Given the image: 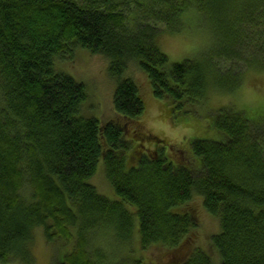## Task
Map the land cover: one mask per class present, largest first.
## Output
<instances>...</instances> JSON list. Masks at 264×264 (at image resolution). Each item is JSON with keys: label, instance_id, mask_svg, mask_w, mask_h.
Returning <instances> with one entry per match:
<instances>
[{"label": "trees", "instance_id": "obj_1", "mask_svg": "<svg viewBox=\"0 0 264 264\" xmlns=\"http://www.w3.org/2000/svg\"><path fill=\"white\" fill-rule=\"evenodd\" d=\"M235 3L234 35L248 55L229 43L223 9ZM192 14L211 44L200 58L171 63L159 39L181 33ZM263 53L264 0H0V263L33 264L42 231L60 246L51 264H216L192 244L188 207L198 197L220 223L212 237L218 264H264L263 118L216 113L221 139L191 143L198 170L176 166L165 150L146 155L134 130L137 157L126 139L147 109L134 69L158 100L190 115L262 72ZM83 55L107 62L118 121L87 110V83L73 73ZM103 167L113 200L92 184ZM104 225L111 231L95 240ZM154 248L160 257L146 256Z\"/></svg>", "mask_w": 264, "mask_h": 264}, {"label": "rangeland", "instance_id": "obj_2", "mask_svg": "<svg viewBox=\"0 0 264 264\" xmlns=\"http://www.w3.org/2000/svg\"><path fill=\"white\" fill-rule=\"evenodd\" d=\"M228 8H230V10ZM235 9L236 3L229 7L225 5L223 9V15L227 21L226 27L228 29L229 26V33L232 38L229 43L232 45L235 44L233 48L239 49V54L240 49H245L248 55L250 48L246 49L244 45L246 41H244L241 36H237L236 38V35H234L240 33V26L236 28L233 22L234 19L232 20L235 15H237L235 18L240 17V15L234 14ZM196 18L197 17L193 14L190 15L188 19L185 20V26L181 33L164 34L160 37L159 44L161 51L168 56L171 63H180L186 59L200 58L205 53L207 46L211 44L212 37L207 31L199 28ZM220 42L223 43L222 40ZM225 42L228 43V41ZM227 66L232 69L233 67L240 66V64L236 62H227ZM107 71V62L103 58L90 55L79 57L73 69V73L77 78L74 77L81 82L87 83L89 97V106L87 110L95 113L103 123L118 121L113 106L115 87L111 83ZM133 76L138 81L141 95L147 108L146 115L142 121L134 125L131 129L132 131H128V135H126L127 140L136 143L134 155L137 157H140L142 150L140 148L141 144H137V139L133 138L134 130L135 132H140L142 139L144 137V148L148 150V152H145L146 155H155L159 146L155 144L156 142L154 139L158 138L160 139L158 143L162 142L166 145L164 146V153L170 155L168 159L173 161L176 166L181 165L189 170H198L203 166L202 159L193 155L191 143L196 140L221 139V136L215 131L216 129L214 127L216 113H220L222 110L227 111L232 109V112H242L250 118L258 114L264 121V70L262 72L254 71L248 74L245 82H243L242 88L233 95L214 93L211 95V100L209 102L203 106L195 107V113L193 112L194 114L191 113L190 115H185L179 110L174 112L173 106L169 105L166 101L158 100L153 94L148 79L139 70L134 69ZM123 140L126 142L125 139ZM239 142L244 143V140ZM135 156H133L134 160ZM126 167L127 171H129V168H133L129 166L128 159H126ZM92 184L101 195L112 200L115 198L114 191L111 188L112 186L106 178L104 167L99 170ZM188 208L194 213L197 225V229L192 234V244L203 246L205 250L209 252L214 262L218 264L220 258L212 244V237L219 233L220 223L218 219L208 214L203 206V201L198 197H195L190 202ZM102 227H105L103 228L105 230L102 231V229H100V234H96L95 240L106 237L112 229L106 228L108 227L107 225ZM40 230L41 229H37L36 231ZM113 237L116 238L115 236ZM111 239V237H108L106 243L110 242ZM95 240H93L94 243ZM102 240L103 239L96 241V248H101L103 246L104 243L101 242ZM56 249H60V246L56 245V247L53 248L46 243L43 232L40 231L35 238V244L33 246V264H51L53 262V252ZM65 250L68 251L69 249L67 248ZM150 255L155 258L158 256L160 257V252L154 248L146 254V256ZM111 261L112 259L107 258L106 264H120L119 260H115L114 263Z\"/></svg>", "mask_w": 264, "mask_h": 264}]
</instances>
